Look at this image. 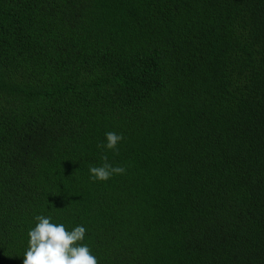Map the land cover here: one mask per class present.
<instances>
[{"label": "trees", "instance_id": "trees-1", "mask_svg": "<svg viewBox=\"0 0 264 264\" xmlns=\"http://www.w3.org/2000/svg\"><path fill=\"white\" fill-rule=\"evenodd\" d=\"M37 215L98 264H264V0H0V264Z\"/></svg>", "mask_w": 264, "mask_h": 264}, {"label": "clouds", "instance_id": "clouds-1", "mask_svg": "<svg viewBox=\"0 0 264 264\" xmlns=\"http://www.w3.org/2000/svg\"><path fill=\"white\" fill-rule=\"evenodd\" d=\"M104 147L116 151L123 136L112 131L105 133ZM100 166H90V179L107 181L113 174H123L125 168L113 166L107 162V157ZM36 224L28 231V248L23 257V264H98L97 258L91 254L86 243H80L85 238L86 229L83 225L66 230L63 223L51 222L52 217L37 215Z\"/></svg>", "mask_w": 264, "mask_h": 264}]
</instances>
